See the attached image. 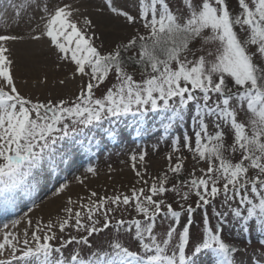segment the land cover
I'll use <instances>...</instances> for the list:
<instances>
[{"label": "rangeland", "instance_id": "1", "mask_svg": "<svg viewBox=\"0 0 264 264\" xmlns=\"http://www.w3.org/2000/svg\"><path fill=\"white\" fill-rule=\"evenodd\" d=\"M75 3L24 0L0 30L17 78L0 80V264H264V0H145L79 63L36 46L16 73L11 43ZM157 43L163 56L141 62ZM140 161L142 182L37 217L55 190ZM16 239L31 257L10 252Z\"/></svg>", "mask_w": 264, "mask_h": 264}, {"label": "bare ground", "instance_id": "2", "mask_svg": "<svg viewBox=\"0 0 264 264\" xmlns=\"http://www.w3.org/2000/svg\"><path fill=\"white\" fill-rule=\"evenodd\" d=\"M23 1L24 0H0V30L7 26L8 22L11 23V14L15 13L16 9L20 7L19 4H22ZM144 3L145 0H76V3L69 4L70 6L65 5L61 8H55L56 12H53L54 14L52 13L53 15L51 17H44L43 22L45 27L43 25L39 28L33 39L30 38L29 40L13 43L10 41L8 42L14 46L13 55L17 64L15 68L16 73L17 71L21 73L22 68L27 65L25 63L35 58L37 53L42 52L37 51L36 46L49 47V45H53L58 55H66L67 62L68 60L75 62L77 60V55L80 54L79 50L82 48L81 46L88 45L90 42H97V40L101 38L109 40L119 36L122 27L129 25L130 21H134L131 20L132 16H137L139 13L145 14L146 7L143 6ZM45 20H47L46 23ZM41 33H43V37L36 39L38 34L42 35ZM6 59L4 51L0 49V80L4 82L6 75H8V78L11 80L15 79L16 81L15 70L13 67H11V71L7 68L8 63ZM71 61L69 62L71 63ZM78 61L75 63H79ZM54 73L53 69H48L49 75H53ZM75 80L77 79L75 78ZM28 82V84H32L31 79H29ZM18 86L21 92L22 84H18ZM38 86L41 88L39 84ZM74 86L75 81L69 80L62 88L65 91H69L71 89L70 87L73 88ZM45 87L48 86L46 85ZM0 90L4 92V87H0ZM6 121V110L3 105V100H0L1 150L5 148L6 144ZM63 155L64 153L61 154V156ZM145 163H143V161L136 162L125 167V169L123 168L124 170L111 169L107 174H114L115 177H113V179H116L115 181L111 180L106 182L104 176L101 175L100 177H89L88 179H91L87 186L77 184L80 180L63 186L59 190H55L51 193L50 197L42 203L37 204V208L34 211L37 212V217L39 214H54L62 204H69L71 206L76 204L79 205L89 201L90 198L94 199L110 195L108 192L115 191L114 193H119L125 191L127 189H125L124 185L131 184V180H135L137 183L143 181V176L145 171H147ZM61 171L60 169L56 170V168H53L47 173L48 176L50 175V178L46 176L43 177V175L40 176L38 178V190L40 191L42 187H46L49 183H52L54 176ZM38 222L39 221H37V223ZM16 243L20 245L18 246ZM39 243H44L43 236L37 240V244ZM21 244L22 241L16 239L15 243L12 244L10 248V252L13 254L25 252L24 256L31 257L32 255L29 253L32 249L31 245L28 244V247H22ZM38 255L40 254L38 253L37 256ZM37 264L54 263L52 261L48 263L44 258L39 256L37 257Z\"/></svg>", "mask_w": 264, "mask_h": 264}, {"label": "trees", "instance_id": "3", "mask_svg": "<svg viewBox=\"0 0 264 264\" xmlns=\"http://www.w3.org/2000/svg\"><path fill=\"white\" fill-rule=\"evenodd\" d=\"M143 50H144L143 51L144 55L142 56V58H140V61L141 62L144 59H148V58H155V59H157L160 56H163V53L165 51V49L163 48V45L158 44V43L156 45H153V44L151 46L148 45V48L145 47ZM127 58L124 57L123 60H122L123 62H125L126 65L129 64V63H132L131 61L134 58V56H132V55L131 56H127ZM127 61H129V62H127ZM112 62L115 63V64L118 63L117 60H113ZM134 63H139L140 64V62H136V60H135Z\"/></svg>", "mask_w": 264, "mask_h": 264}, {"label": "water", "instance_id": "4", "mask_svg": "<svg viewBox=\"0 0 264 264\" xmlns=\"http://www.w3.org/2000/svg\"><path fill=\"white\" fill-rule=\"evenodd\" d=\"M252 23H253L254 25H257V19H253V20H252Z\"/></svg>", "mask_w": 264, "mask_h": 264}]
</instances>
